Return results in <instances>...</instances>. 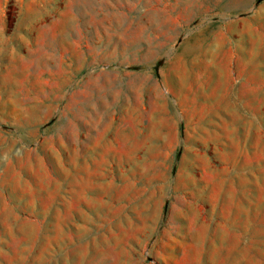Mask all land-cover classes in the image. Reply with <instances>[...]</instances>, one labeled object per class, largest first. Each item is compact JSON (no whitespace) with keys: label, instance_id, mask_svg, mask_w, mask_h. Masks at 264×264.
<instances>
[{"label":"rangeland","instance_id":"obj_1","mask_svg":"<svg viewBox=\"0 0 264 264\" xmlns=\"http://www.w3.org/2000/svg\"><path fill=\"white\" fill-rule=\"evenodd\" d=\"M0 264H264V0H0Z\"/></svg>","mask_w":264,"mask_h":264}]
</instances>
